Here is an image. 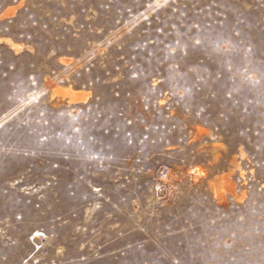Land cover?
<instances>
[{"label":"rangeland","instance_id":"obj_1","mask_svg":"<svg viewBox=\"0 0 264 264\" xmlns=\"http://www.w3.org/2000/svg\"><path fill=\"white\" fill-rule=\"evenodd\" d=\"M0 264H264V0H0Z\"/></svg>","mask_w":264,"mask_h":264},{"label":"bare ground","instance_id":"obj_2","mask_svg":"<svg viewBox=\"0 0 264 264\" xmlns=\"http://www.w3.org/2000/svg\"><path fill=\"white\" fill-rule=\"evenodd\" d=\"M9 44L17 49V45L11 41H8ZM59 92H61L64 96L67 95V97L70 98L71 101H79V100H83L87 97V93L82 92V91H74L71 89H65V90H59Z\"/></svg>","mask_w":264,"mask_h":264}]
</instances>
